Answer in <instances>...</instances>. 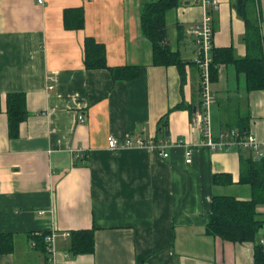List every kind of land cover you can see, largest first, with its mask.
Here are the masks:
<instances>
[{"label": "crops", "instance_id": "1", "mask_svg": "<svg viewBox=\"0 0 264 264\" xmlns=\"http://www.w3.org/2000/svg\"><path fill=\"white\" fill-rule=\"evenodd\" d=\"M217 1L210 12L214 49L246 57V23L236 0ZM247 2L245 17L264 37V0ZM141 5L0 0V234L13 237L14 249L0 254V264H47L31 236L53 229L94 232L92 254H74L70 237L58 236L59 264H254L255 246L264 251L262 205L252 242L206 232L213 197L251 199V185L240 181L242 161L259 160L243 148L210 149L201 125H192L201 103L190 27L203 7L186 0L165 12L167 45L184 62L180 72L152 62L151 43L140 31ZM86 38L103 46L106 67L86 66ZM216 67L210 135L217 139L246 123L263 140L264 91H246L232 64ZM9 93L25 95L27 116L15 137L8 130ZM129 134L165 141L168 156L145 147L108 148V136Z\"/></svg>", "mask_w": 264, "mask_h": 264}, {"label": "trees", "instance_id": "2", "mask_svg": "<svg viewBox=\"0 0 264 264\" xmlns=\"http://www.w3.org/2000/svg\"><path fill=\"white\" fill-rule=\"evenodd\" d=\"M183 1L186 0H142L140 10V31L151 43L152 62L155 65H176L180 72L184 67V62L180 59L178 53L176 51L172 52L167 45L165 12ZM247 4V0H236L238 14L246 23V57H234L230 48L214 49L212 53L211 80L215 77L217 64H232L236 72L244 76L246 91H264V37L259 32V24H254L245 17ZM75 23V28L80 29L82 27V16L80 14L76 18ZM104 51L101 44H96L91 39L86 38V66L106 67ZM123 69L125 68L115 70L121 71ZM134 75H136V71L129 77ZM114 78L117 77L114 76ZM180 107L178 106L177 108ZM6 115L9 135L10 137H15L19 124L27 116L25 95L23 93L7 94ZM238 130L240 132H248L247 124H240ZM240 181L251 185V199L241 201L232 197H213L211 212L206 224V232L209 235L231 242H252V240L256 239L258 230L261 227V222L255 219L256 207L258 205L264 206V168L262 162L255 161L252 157L242 161ZM93 233L92 229L71 232L70 251L74 254H92L95 247ZM31 237L36 240V247L40 248L46 257L45 244L42 237H36L35 235ZM12 250H14L13 237L9 234H0V254L8 253ZM254 264H264V251L260 244L256 245L254 249Z\"/></svg>", "mask_w": 264, "mask_h": 264}, {"label": "built area", "instance_id": "3", "mask_svg": "<svg viewBox=\"0 0 264 264\" xmlns=\"http://www.w3.org/2000/svg\"><path fill=\"white\" fill-rule=\"evenodd\" d=\"M202 5L204 13L200 21L194 23L190 27V32L194 35L195 58L194 62L199 70V95L201 110L195 112L192 116V125H201L203 130L205 143L212 150H231L233 148L247 149L253 153V156L262 162L264 168V138L258 139L256 136L248 132H240L237 129H223L217 139L212 138L209 131V108L214 103L215 97L211 91V64L213 61V37L214 30L212 28L210 12L218 9L217 0H193ZM37 4H43L44 0H36ZM49 89H52L50 86ZM79 121H83V115L78 116ZM108 148L112 151L128 147H145L150 150H157L163 158L168 156L165 151L166 142L155 139H143L139 134H129L123 140H118L114 136L107 137ZM191 150L185 152V162H191ZM36 237H42L45 244L47 264H59L56 257L55 240L58 236L62 239L70 237V232H62L57 234L56 230L47 233L34 234ZM263 242V240H261ZM31 246H36V240L31 241Z\"/></svg>", "mask_w": 264, "mask_h": 264}, {"label": "rangeland", "instance_id": "4", "mask_svg": "<svg viewBox=\"0 0 264 264\" xmlns=\"http://www.w3.org/2000/svg\"><path fill=\"white\" fill-rule=\"evenodd\" d=\"M242 153H243V154H248L246 150H243Z\"/></svg>", "mask_w": 264, "mask_h": 264}]
</instances>
